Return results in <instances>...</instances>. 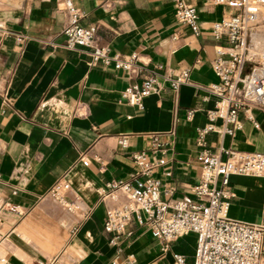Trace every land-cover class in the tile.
<instances>
[{
	"label": "crops",
	"instance_id": "crops-1",
	"mask_svg": "<svg viewBox=\"0 0 264 264\" xmlns=\"http://www.w3.org/2000/svg\"><path fill=\"white\" fill-rule=\"evenodd\" d=\"M186 1L198 10L199 36L176 21L173 0H75L81 25L96 26L101 45L145 64L129 78L113 66H92L85 48H66L67 15L57 0H0V264H131L129 256L133 264H174V254L193 263L195 235L164 250L133 218L132 236L122 239L115 259L103 232L107 209L121 201L105 198L106 184L138 171L131 154L148 151L151 135L163 134L169 147L153 174L163 190L173 189L174 200L192 198L199 182L197 131L214 108V50L227 46L212 27L232 11L210 0ZM184 69L191 70L189 82L174 94L169 79ZM150 76L161 89L142 110L129 106L123 92ZM192 108L197 112L187 121ZM252 115L258 128L241 114L235 136L212 135L211 147L264 153V109ZM120 136L128 137L127 148L118 146ZM62 179L71 184L73 212L48 196ZM227 191L231 219L264 221V178L234 175Z\"/></svg>",
	"mask_w": 264,
	"mask_h": 264
},
{
	"label": "built area",
	"instance_id": "built-area-1",
	"mask_svg": "<svg viewBox=\"0 0 264 264\" xmlns=\"http://www.w3.org/2000/svg\"><path fill=\"white\" fill-rule=\"evenodd\" d=\"M75 0H57L67 15L64 28L66 48L70 51L85 48L90 51L91 64L113 66L129 78L144 69L134 54L125 59L112 54L106 45L99 43L96 26L84 27L83 12ZM176 21L187 26L194 36H199V13L186 0H173ZM213 6L228 8L232 13L213 24L212 35L225 40L227 46L214 50L212 67L217 82L208 86L214 108L207 112L209 124L197 131V160L201 175L193 188V197L174 200V190H163L161 182L153 177L156 168L164 166L168 143L162 142L163 134H153L151 147L131 154L138 171L127 180H113L106 184L105 198L121 201L106 211L103 232L114 249L115 259L124 251L122 239L131 237L128 230L133 218L147 226L152 237L167 250L172 243L195 235L197 245L192 264H264V221L248 224L230 218L227 191L234 175L264 178V153L239 151L234 148L210 145L212 135L233 138L241 128L240 115L245 114L256 128L252 115L255 109H264V50H256L254 37L264 28V0H210ZM19 41L26 38L19 36ZM191 70L184 69L169 79L170 91L177 94L189 82ZM161 89V83L150 76L140 83H133L124 92L129 106L143 109V101ZM209 98H205V101ZM80 113V110L77 111ZM196 108L185 112V119L192 121ZM220 123V127L217 123ZM173 134V133H171ZM118 146L127 148L128 137L120 136ZM88 165V161H84ZM71 184L62 179L51 188L49 198L73 212L75 202L68 200ZM170 199L165 201L162 195ZM174 264H189L186 257L174 254ZM127 261L134 263L129 256ZM55 259L38 264H55ZM113 264H119L116 260Z\"/></svg>",
	"mask_w": 264,
	"mask_h": 264
},
{
	"label": "bare ground",
	"instance_id": "bare-ground-1",
	"mask_svg": "<svg viewBox=\"0 0 264 264\" xmlns=\"http://www.w3.org/2000/svg\"><path fill=\"white\" fill-rule=\"evenodd\" d=\"M263 19H264V13H263ZM254 46L256 50H264V28L260 33H258L253 40Z\"/></svg>",
	"mask_w": 264,
	"mask_h": 264
}]
</instances>
